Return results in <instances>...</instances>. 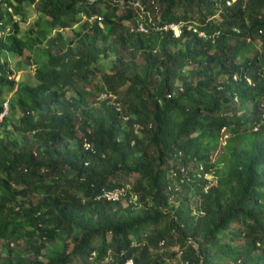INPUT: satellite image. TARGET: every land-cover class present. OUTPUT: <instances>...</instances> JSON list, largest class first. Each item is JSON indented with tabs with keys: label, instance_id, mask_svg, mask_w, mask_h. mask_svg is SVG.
Masks as SVG:
<instances>
[{
	"label": "trees",
	"instance_id": "trees-1",
	"mask_svg": "<svg viewBox=\"0 0 264 264\" xmlns=\"http://www.w3.org/2000/svg\"><path fill=\"white\" fill-rule=\"evenodd\" d=\"M263 2L139 0L121 14L107 5L103 29L82 33V15L97 9L83 0H0V103L12 85L7 54L41 55L40 84L18 93L31 127L6 119L0 129V264H85L95 248L99 260L111 250L112 263L123 252L134 264H264V49L256 48ZM219 3L221 26L240 35L228 29L213 43L186 32L174 40L122 24L151 18L150 32L157 20L204 24ZM27 6L37 19L21 34ZM60 28L72 29L71 38L52 36ZM178 83L184 90L169 99ZM101 93L118 98L121 110L109 99L95 109ZM223 127L230 136L220 146ZM132 175L126 198L95 201Z\"/></svg>",
	"mask_w": 264,
	"mask_h": 264
},
{
	"label": "clouds",
	"instance_id": "clouds-1",
	"mask_svg": "<svg viewBox=\"0 0 264 264\" xmlns=\"http://www.w3.org/2000/svg\"><path fill=\"white\" fill-rule=\"evenodd\" d=\"M138 1L139 0H134V1H131V2H126L125 0H83L84 4H87L89 6L95 5V6H97V9H95L93 11V13H91L88 16L85 15V14L82 15L83 22H86L88 24L87 25L88 28L83 30L82 33H85L87 31L91 30L94 26H97L98 28L103 29V27H104V17H103L102 12L108 6H112V7H116L117 8V11H116L115 14H118L119 3L124 5L125 10L129 9V10H132L134 12L135 8L140 6ZM224 2L226 3V6H227V0H224ZM238 2H239V0L234 5H236ZM219 4L221 5V3H219ZM233 6H230V7L227 6V7L231 8ZM222 7L223 6L221 5L219 10H218V12L215 15L209 16L208 18H206L204 20L205 21L204 24H200L199 21H195V20L192 21L191 20V21H188V22L171 23V24H165L163 26H157V23L159 21V20H157V23L155 24V26L158 27L159 29H161V28H163L165 26H168V25L184 24L185 25L184 33L179 38H175L172 33H166L164 31H160V30L158 31L156 28H153V30L150 32L146 28V23H147V21H152L151 18L146 21L144 19H139V18H137L135 20V17H133V20H134L133 22L130 21V20H127V21H123L122 24H123L124 27H126L128 29L129 33H138V35H141V36H148L150 34L151 35H155V34H163V35L164 34H171L172 38L174 40H180V39H182L184 37L185 33L188 32V33H191L193 36L194 35H198L199 38L211 40L213 43H215L219 38H221L224 35L225 31L228 30V29H231L237 35L241 34V29L236 27V26L229 27V28L221 26V22L223 20V17L221 15ZM245 7L246 6L243 5L242 9H245ZM5 8L11 14L12 20L15 23L21 21V17L18 14L15 13L13 8L7 7L6 4H5ZM261 9H260V11L258 13V18H259ZM14 16H16L17 21L13 18ZM259 19H262V18H259ZM27 23H22V24H27ZM140 24L143 25L146 33L140 32V30H139V25ZM247 24H248V22H247ZM193 27L194 28H198L201 32L205 33L206 37L200 36L199 33H197V32L194 33V31H190L189 30L190 28H193ZM73 28H75V26H73ZM67 30L68 29L60 28V29L54 31L52 36H54L57 32L64 33ZM69 30H71V29H69ZM236 30H239L240 33H237ZM261 30L263 31V34H260ZM7 31H9V29H7ZM209 32H211V33H209ZM258 33H259V36H258V39H257L256 48L260 52H262L263 49H264V42L261 43V41L264 39V27L259 28V32ZM248 39L252 40L251 37L247 38V41H248ZM251 40L248 41V42H251ZM260 44H261V47H259ZM23 53H24V51H23ZM23 53L22 52L18 53V54L16 53L15 55L7 54L8 55L7 56L8 70H9L8 80L11 82L12 85H10V86L7 85V87L3 90V94H2L3 99H2V103H0L2 105V112L0 113V129L2 128L4 120H6V119H8L10 121L11 125H15V126L21 125L23 127H31L30 124L28 123V121L24 118L25 113L21 109V106H20L21 98L18 96V93H19L20 87L22 85H27V86H30V87H37L40 84V82L37 80V78L35 76V73L34 74L29 73V74H26L25 76L23 75L25 73V71L27 70V67H28V63L26 65L22 64V55H23ZM32 61H34V60H32ZM14 63H16V66H14ZM34 66H35L34 70L36 72V66L37 65L35 64V62H34ZM234 77H235V79H234ZM26 78L29 79V80L33 79L37 83L35 85H30L29 83L26 82ZM246 78H248L250 80V82H251L250 84H248ZM232 79H233L234 82H236L240 78L237 77V75H234ZM244 80H245V82H246V84L248 86H253L254 83H253L252 78L250 76H245ZM178 84L176 85V88H175L176 90L173 91V93L168 95L169 99H171L172 97L176 96V94H177L176 92L177 91L178 92H182L184 90L183 89V85L182 84L178 85ZM70 93H72V92L70 91L69 94ZM110 96H114V95H111V94H108V93L99 94V96L96 97L97 99L94 101V103H95L94 104V108L98 109L99 108L98 105L103 103V101H107L110 98ZM114 98L115 99H109V100H111V105L116 107L118 112H119L121 110L120 102H119L118 98H116L115 96H114ZM235 98H236V101H235ZM233 100H234V103L238 102L237 101V97H234ZM158 102H160V104H161V100L160 101L158 100ZM261 104H262V109H261V111H262L261 112V117H262V114L264 113V102H261ZM17 110H19V112H17ZM31 114H32L33 117H35L37 115L36 111H32ZM241 115H243V114L242 113L240 115L238 114V116H241ZM262 122H264V119H262ZM225 130H226V128L223 127L221 132H220V134H221L220 141H221V139H223V135H224V131ZM252 130H253V132H256L258 130V126L254 125ZM35 131H32V132H30L28 134L30 136H33L36 133ZM80 137H81V135H80ZM15 139L20 143V145H21V147L23 149H27L28 148V146L25 145V143H24V137H23L22 134L15 133ZM84 145H89V144L88 143H84L83 144V148L86 149V147ZM220 146H222V145L220 144ZM96 198H95V201H96ZM14 207L16 208L17 211H19L20 208H19V206H17V204ZM107 243L108 244L110 243L109 236H108V239H107ZM12 245L13 244H11V246ZM92 253L95 254L94 257L92 256ZM111 253H112L111 250H108L106 252L105 257L103 259L99 260L98 259V250H97V248H95L93 251L90 252L88 257L86 258L85 264H98V263L99 264H119L120 263L119 261L123 262L125 260V259L122 260V258H123V252H122L121 253L122 256H120V254H119V256H118V258H116L115 262L112 263ZM107 255H110L109 257L111 258V261L106 263V262H104V259L107 257ZM44 261H45V259H44Z\"/></svg>",
	"mask_w": 264,
	"mask_h": 264
},
{
	"label": "rangeland",
	"instance_id": "rangeland-1",
	"mask_svg": "<svg viewBox=\"0 0 264 264\" xmlns=\"http://www.w3.org/2000/svg\"><path fill=\"white\" fill-rule=\"evenodd\" d=\"M125 10V8H124V5L123 4H120L119 3V10H118V14H121L123 11ZM158 11H159V9H157V13H158ZM25 12H27V15L29 16V22L27 23V24H22L21 25V34H23L25 31H27V30H29V29H31V28H34L35 27V21H36V19H37V14H36V12L34 11V9L31 7V8H29V6H27V9H26V11ZM30 13H31V17H30ZM44 21H45V23H44V25L45 24H47V23H49L50 22V18H45L44 19ZM75 29H79V26H77V27H75ZM73 35V30L71 29V30H67V31H65L64 32V36L66 37V38H71V36ZM33 36V35H32ZM32 38V37H31ZM264 41L262 40L261 41V43H263ZM98 44L99 45H101L100 44V42H98ZM168 47H171V44H169L168 45ZM256 52L255 51H253L251 54H250V56H253L254 54H255ZM40 58H41V55H40V53H39V51H37V50H34V51H31V50H29V49H25L24 50V53H23V55H22V64L23 65H26L27 63H28V67H27V70L25 71V73L23 74L24 76L26 75V74H29V73H32V74H34L35 73V70H34V68H35V66H34V62H35V60H40ZM32 60H34V61H32ZM33 62V63H32ZM108 62H109V59L108 60H106V61H102L101 62V64H100V66H103V67H106L107 65H108ZM17 63V62H16ZM16 63H14V66H16ZM32 64V65H31ZM34 66V67H33ZM187 69H189V70H192V69H194V66H192V67H188ZM106 71H107V69H106ZM99 75V74H98ZM99 76H101V73H100V75ZM98 79H100V77H98ZM26 82L27 83H29L30 85H35L37 82L35 81V80H29V79H27L26 78ZM178 85H181V83H179ZM72 95V93H70L68 96H71ZM99 96V95H98ZM109 99H115L114 98V96H110V98ZM247 107L248 108H250V103H248V105H247ZM17 112H19V110H17ZM239 115L241 114V113H238ZM229 132L228 131H224V135H223V139H221V141H220V144L221 145H223V144H225V139L226 138H228L229 137ZM78 136L80 137V134H78ZM220 153H221V149H219L218 150V152H216V154H215V156L213 157L214 159L215 158H218V156L220 155ZM136 179V177H135V175H132V176H129L128 177V182H127V184L126 185H128V186H132L131 184L133 183V181ZM207 180H210L211 179V177H207L206 178ZM175 249H177L176 247H174ZM174 248H172V249H174ZM168 258V257H167ZM40 260H43L44 261V258H41ZM170 261H172V260H170Z\"/></svg>",
	"mask_w": 264,
	"mask_h": 264
},
{
	"label": "built area",
	"instance_id": "built-area-1",
	"mask_svg": "<svg viewBox=\"0 0 264 264\" xmlns=\"http://www.w3.org/2000/svg\"><path fill=\"white\" fill-rule=\"evenodd\" d=\"M238 0H227V6H233ZM247 3V0H245V4ZM264 17V2H263V7L261 9V12H260V15H259V18H263ZM16 21H17V18L16 16L13 17ZM154 28H156L158 31H164L166 33H172L173 36L175 38H179L181 37V35H183L184 33V28H185V25L184 24H178V25H168V26H165L161 29H159L158 27H156L154 25ZM139 30L140 32H143V33H146L144 27L142 24L139 25ZM190 31H194V33H199L200 36H203V37H206V34L201 32L198 28H190L189 29ZM237 33H240L239 30H236ZM219 34V33H218ZM260 34H263V31L261 30L260 31ZM251 39H248V41H250ZM259 47H261V44L259 45ZM235 79V77H234ZM248 84H250V80L248 78H246ZM235 101H236V98H235ZM262 119H264V113L262 114ZM256 130V129H255ZM86 147L87 150H91L93 147L91 145H84ZM131 190V187L126 185L125 188L123 189H120V190H114V191H107V190H103L101 192L100 195L97 196L96 198V201L97 202H118L120 199H124L126 198V195L128 194V192ZM131 199V196L130 198ZM133 203L134 205H136V199H133ZM124 206H126L127 204H123ZM162 245V244H161ZM177 251V250H176ZM182 252L179 251L178 252V255H181ZM92 256L94 257L95 254L92 253ZM110 255H107V257L104 259V262H110L111 261V258L109 257ZM120 256H122V254H120ZM120 263L119 264H134L133 262V259L132 258H127L125 259L123 262L119 261ZM180 264H188V262H184V263H180Z\"/></svg>",
	"mask_w": 264,
	"mask_h": 264
}]
</instances>
